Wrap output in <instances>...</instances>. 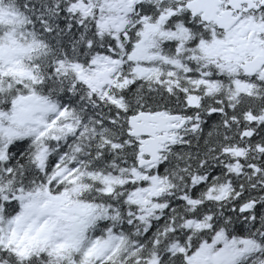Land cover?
Masks as SVG:
<instances>
[{
    "label": "snow or ice",
    "instance_id": "1",
    "mask_svg": "<svg viewBox=\"0 0 264 264\" xmlns=\"http://www.w3.org/2000/svg\"><path fill=\"white\" fill-rule=\"evenodd\" d=\"M0 264H264V0H0Z\"/></svg>",
    "mask_w": 264,
    "mask_h": 264
}]
</instances>
